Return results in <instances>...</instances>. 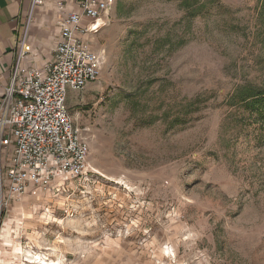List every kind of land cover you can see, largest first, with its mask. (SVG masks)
<instances>
[{"label": "rangeland", "instance_id": "obj_1", "mask_svg": "<svg viewBox=\"0 0 264 264\" xmlns=\"http://www.w3.org/2000/svg\"><path fill=\"white\" fill-rule=\"evenodd\" d=\"M69 92L89 171L8 200L0 264H264V0H115ZM91 38V37H90Z\"/></svg>", "mask_w": 264, "mask_h": 264}, {"label": "built area", "instance_id": "obj_2", "mask_svg": "<svg viewBox=\"0 0 264 264\" xmlns=\"http://www.w3.org/2000/svg\"><path fill=\"white\" fill-rule=\"evenodd\" d=\"M42 5L44 0H31L11 82L0 97V215L8 200H20L30 189L46 191L89 171L90 147L74 124L68 98L102 75V55L84 38L98 33L115 0H80L70 12L58 1L65 16L53 60L35 68L30 32Z\"/></svg>", "mask_w": 264, "mask_h": 264}, {"label": "crops", "instance_id": "obj_3", "mask_svg": "<svg viewBox=\"0 0 264 264\" xmlns=\"http://www.w3.org/2000/svg\"><path fill=\"white\" fill-rule=\"evenodd\" d=\"M58 1L65 2L66 11L70 12L78 10L77 4L80 0H44V5L36 9L30 32L34 53L31 67L41 68L53 60L54 47L60 33V22L65 16L56 7ZM30 6L31 0H0V97L4 95L5 89L11 82L18 42L25 28ZM108 16L100 20L101 26L96 35L107 25ZM92 36L84 39L89 41L92 48L98 52L92 42L94 39Z\"/></svg>", "mask_w": 264, "mask_h": 264}, {"label": "trees", "instance_id": "obj_4", "mask_svg": "<svg viewBox=\"0 0 264 264\" xmlns=\"http://www.w3.org/2000/svg\"><path fill=\"white\" fill-rule=\"evenodd\" d=\"M243 92H245L243 95H241L240 97H243L244 100L252 99V101H250L249 103L246 104L247 107H257L258 105H261L262 107H264V90H259V89H245L243 90ZM264 113V110H263ZM262 119H264V116L262 117Z\"/></svg>", "mask_w": 264, "mask_h": 264}, {"label": "bare ground", "instance_id": "obj_5", "mask_svg": "<svg viewBox=\"0 0 264 264\" xmlns=\"http://www.w3.org/2000/svg\"><path fill=\"white\" fill-rule=\"evenodd\" d=\"M29 192V191H28ZM27 262L28 264H56L54 261H50L47 259H42L40 256H27Z\"/></svg>", "mask_w": 264, "mask_h": 264}]
</instances>
